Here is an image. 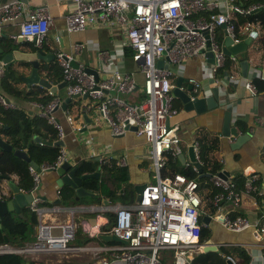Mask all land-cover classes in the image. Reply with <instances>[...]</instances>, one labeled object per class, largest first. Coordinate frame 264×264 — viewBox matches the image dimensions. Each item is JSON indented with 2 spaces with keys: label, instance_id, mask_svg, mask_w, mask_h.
<instances>
[{
  "label": "built area",
  "instance_id": "2783aa9c",
  "mask_svg": "<svg viewBox=\"0 0 264 264\" xmlns=\"http://www.w3.org/2000/svg\"><path fill=\"white\" fill-rule=\"evenodd\" d=\"M72 1L74 7L65 14V30H83L88 25L120 28L124 41L121 42L118 53L122 56L124 46L131 47L130 56L137 69H129L124 65L113 66L115 61L110 59V52L104 49L98 52V59L102 62L99 69L104 72V77H97L82 63L74 66L71 63L74 55L58 48L55 58L61 68L62 78L66 81L67 94L81 96L87 93L83 108L89 109L94 105L113 135L133 130L144 136L152 157L155 180L146 181L140 199L132 203L44 205L41 196L34 191L39 186L43 170L54 169L67 159V150L64 145H60L54 160L43 161L37 167L29 165L32 186L29 189L20 188L33 194L28 207L37 217L34 238L19 245L2 242L0 254L17 253L29 259L40 253L56 252L66 258L70 254L90 251L94 253L90 264H193V252L211 245L200 237L204 223L201 220L200 206L203 199L199 192V180L181 172L162 174L165 154L170 152L177 156L181 153L180 138L176 132L178 124L169 121L175 113L171 66L182 63L190 55L203 53L200 49L204 48L213 53L211 71L215 74L224 66L227 57L223 44L217 37L218 29L222 28L220 24L225 23L223 30L235 43L247 37L253 39L259 33L260 25L247 20L237 28L236 22L231 19V12L249 13L264 5V0ZM17 19L21 21L18 34L11 35L13 41L20 36L36 46H42L52 23V16L46 5H37L25 11L23 0H0V35L3 24ZM58 39L59 35L56 36V40ZM82 46V42L74 43L75 53L81 51ZM165 56L169 66H159L158 59L163 57L165 62ZM4 70L0 54V76ZM136 72L141 74V82L137 79ZM191 81L200 85V82ZM137 84L144 94L141 99L131 101L122 97L121 94L134 92ZM244 86L251 94L257 93V85L252 79H246ZM0 102L5 107H16V104L3 95H0ZM59 104L60 100L56 97L46 103H37L40 115L56 128L57 139H62L65 132L53 113ZM67 118L71 123L74 121L70 115ZM132 125L135 129H130ZM193 145L195 155L201 163L198 141L193 142ZM113 162L122 166L126 159L119 157ZM193 168L197 171L195 166ZM15 177L13 175L12 178L15 180ZM258 178V174H254L245 179L243 188L246 192L254 191L260 196L259 210L254 219L234 212L242 202V191L236 188L231 175L222 177L216 172L210 174L209 179L219 190L206 197L214 207V213L203 214L213 216L231 231L252 228L255 243L264 249V183L257 185L255 180ZM5 183L0 181V186ZM57 192L60 193V189ZM226 201L231 205L230 209L224 207ZM95 211L99 213L93 215L94 222L88 216H82L78 222L74 219L75 214ZM103 211L114 213V223L108 230L102 227L107 219L97 220ZM61 212L68 214V217L60 218ZM78 224L87 238L108 232L125 242L72 244L70 241L76 235ZM216 244L218 247L224 245ZM163 252H168L169 256L165 258ZM221 256L231 258L222 252Z\"/></svg>",
  "mask_w": 264,
  "mask_h": 264
},
{
  "label": "crops",
  "instance_id": "0c3cea01",
  "mask_svg": "<svg viewBox=\"0 0 264 264\" xmlns=\"http://www.w3.org/2000/svg\"><path fill=\"white\" fill-rule=\"evenodd\" d=\"M24 2L25 11L37 5H46L52 16V23L49 27L47 38L42 46L46 52L54 54L56 49H64L73 54L74 59L78 63H82L87 67L96 68L100 77L104 76V72L99 69L102 65V62L98 59L99 50L107 49L110 52V59L115 61L113 62V66L124 65L129 69H137L136 64L130 56L132 51L131 47L124 46V54L122 56L118 53L120 44L124 41L120 28L88 25L83 30L68 32L65 30V14L74 7L72 0H27ZM20 21L21 19H17L3 24L0 35V47L4 51H7L13 42L11 35L18 34ZM217 32L220 34L219 39L221 43L224 44L226 34L223 28H219ZM57 35H59L58 40H56ZM76 42L83 43L82 49L78 53H75L73 49V44ZM16 44L24 50H28L33 46V43L27 40H17ZM242 55H245L244 58L249 63L246 76H243L241 60L237 57H241ZM211 62L212 60L203 53H198L188 56L182 63L172 64L171 66L173 71L170 75V80L174 85L177 78L181 76L183 79V89H186L189 84H193V91H203L205 95H211V88L218 86L219 92L217 104L206 107L202 111H197L194 108L186 110L183 101L177 95H174L172 103L175 113H173L169 121L178 124L176 132L180 138L181 153L184 156L183 161H180L177 157V160H174V166L177 171H181L185 167H194L188 158L187 147L189 144L197 141L198 132L202 129L204 133H208L212 138H216L214 156L222 165L220 171L227 170L232 178L236 173L243 174L245 179L254 174H258L264 183V78L262 77L261 70L258 69L259 66L264 67V52L252 39L245 51L228 54L224 66L219 68L215 74H212ZM15 75L17 74L15 73ZM40 75L46 77L52 84L63 81L61 68L55 55L49 60H40ZM135 75L139 82H141V74L136 72ZM246 79H252L255 84L257 83L259 85L256 94H251L245 88L244 83ZM191 80L200 82V85H196ZM16 85L24 91L35 86H40L32 84L30 87H27L22 80L17 81ZM46 89L50 93V90L48 88ZM1 92L3 90L0 76ZM141 93L143 92L139 87L134 92L121 95L127 100L137 101L141 97ZM6 95L11 102L16 104L14 108L24 111L28 119H33L37 115L41 116L40 109L37 105L38 100L32 97L25 98L16 96L8 92ZM66 96H68L66 85L58 88L57 95H53V97L60 100V104ZM86 100L87 98H83L82 96L72 98L65 108H62L59 104L53 112L65 132L62 139L64 147L67 150V159L71 163L80 165L84 169L83 172H87L90 170L102 171L103 168L101 169V167L104 166L105 162L110 164L111 161L119 157H125L126 163L122 166L128 172V182L130 185L128 196L132 198V201L129 203H132L136 201L133 188L134 184L155 180L152 172V157L146 139L144 136L136 134L133 130H127L123 134L113 135L109 125L99 116L94 105L89 109L83 108ZM226 110L231 112V125L235 126L239 133L249 134L239 145L235 143L236 136L232 134L225 136L222 133ZM68 115L74 118L72 123L69 122ZM78 126H80V129H77ZM99 160L102 161L100 162ZM58 177L59 175L55 171V168L43 170L40 173V183L34 192L41 196L42 204L50 205L56 203V199L58 197L61 198V193H58L57 190L62 189V187H70L68 185L60 186L57 182ZM243 188L240 189L242 191V202L234 212L243 213L251 219H254L259 210L258 198L254 191L246 192ZM92 191L95 192V195L98 193L95 190ZM91 203L95 204L93 201ZM116 203L125 202L112 201L105 196L99 197L98 204L106 205ZM224 207L230 209L231 205L226 201L224 202ZM28 208V204L23 206L21 212L23 213ZM81 214L78 215V218H76L77 214L74 215V219L77 222L82 216H93L92 213L82 212ZM59 217L65 219L68 217V214L61 212ZM101 218L108 220L104 214H101ZM211 218L214 217L212 216ZM214 221L218 222L215 218ZM218 224L223 228V234L228 232L232 235L231 239L217 241L207 236L205 237L206 240L210 239L216 243H223L225 246H242L249 254L248 264H264V249L255 243L252 228L231 231L219 222ZM205 225L208 228V224ZM35 231L36 224L32 227L30 233L33 238ZM84 237L85 235L81 231L76 238L74 237V243L72 244H105V242L93 240L95 238H89L88 241H84ZM98 238L99 240L102 239L99 236ZM28 241L30 239H26L24 243ZM19 244L23 243L19 242L18 244L11 245ZM218 251L221 255L220 250ZM163 253L165 258L169 256L168 252ZM101 254L104 255L102 252ZM31 258L43 260L47 264H59L62 261L72 262L73 264H90L94 258V253L83 251L70 254L66 258L63 254L56 252L40 253ZM234 258L239 259L235 252L234 257L231 256V259L235 262ZM168 261L170 262L171 259Z\"/></svg>",
  "mask_w": 264,
  "mask_h": 264
},
{
  "label": "trees",
  "instance_id": "16d2710c",
  "mask_svg": "<svg viewBox=\"0 0 264 264\" xmlns=\"http://www.w3.org/2000/svg\"><path fill=\"white\" fill-rule=\"evenodd\" d=\"M231 19L236 22L238 26L244 24L245 21L250 20L260 25L259 33L253 38V42L258 45L264 52V5L252 10L246 14H240L236 11L231 12ZM19 76L15 75L12 67L6 68L3 75L1 76V86L3 92L0 94L8 98L6 93H13L16 96L32 97L39 102L46 103L53 98V95L48 93L47 89L42 86H35L27 91L19 88L16 82L19 81ZM257 85V83H256ZM259 85H257L258 88ZM144 96L141 93V99ZM0 136L10 142L14 148H21L26 150L28 155L41 164L43 161H52L56 158L59 152V146L53 144H47L38 142L34 139V135H39L42 140H55L57 138L56 128L49 123L43 116H35L33 119H28L25 112L22 110L15 109L13 107H5L0 102ZM197 141L199 144V158L201 160V167L203 173H217L221 169L220 161L214 156L216 148V138H212L208 133H204L201 129L197 135ZM165 165L162 169V174H174L175 172H181L191 177H199V191L203 190L201 196L203 198L207 195H212L219 190L209 179V176H199V172L193 167H185L181 171H177L174 166V160H177V156H173L170 152L166 154ZM79 170L83 172V168L78 166ZM103 168V169H102ZM100 176L98 178L90 177L84 180L86 188L97 191L98 193L93 197L98 198L101 196L108 197L112 201L118 200L123 196L122 202L129 203L132 198L125 192L127 191L124 187V183L128 182L129 176L127 169L124 166H117L111 161L110 164L104 163L101 167ZM91 171V170H90ZM94 171V170H92ZM0 173L7 174L9 177L16 175L15 181L20 188L29 189L32 186V178L29 172V164L24 159L13 154V151L0 150ZM233 180L237 189L244 187L245 177L243 174L236 173L233 175ZM4 182V179H0ZM262 182L259 177L255 180L257 185ZM61 199L64 204H73L76 200L74 199V190L71 187H62L60 189ZM259 199V194L255 193ZM209 204V203H208ZM214 207L208 206L206 213H212ZM108 215V216H107ZM108 221L103 224V229L108 230L114 223V213L108 211ZM203 215V213H202ZM2 224L0 226V243L4 242L2 233L5 232L9 238V243L18 244L19 242L24 243L26 239L32 240L33 237L30 235L32 227L37 223L36 214L29 208L23 211V216L18 213L7 212L2 218ZM207 226L203 224L201 226V239L206 237ZM84 241H88L89 238L84 237ZM220 252L228 254L234 257L238 255L239 259H235V264H248L249 254L246 249L242 246H219ZM214 251V250H213ZM212 251H206L208 254ZM220 264H226L225 259L219 256ZM47 264L43 260L35 258H24L22 255L17 253H1L0 264ZM59 264H73L72 262L62 261ZM193 264H216L209 262L206 256L195 257Z\"/></svg>",
  "mask_w": 264,
  "mask_h": 264
},
{
  "label": "water",
  "instance_id": "95a60500",
  "mask_svg": "<svg viewBox=\"0 0 264 264\" xmlns=\"http://www.w3.org/2000/svg\"><path fill=\"white\" fill-rule=\"evenodd\" d=\"M27 1V0H23ZM222 28L225 27V23L220 24ZM17 40H24L22 37H18ZM13 41L10 44V47L7 51H4L3 48L0 47V54L1 59L4 62L5 68L12 67L14 72L19 76L20 80H22L27 87H30L32 84L40 85L43 87H46L50 90V93L53 95H57L58 88H61L63 85L66 84V81L63 80L60 83L52 84L46 77L40 75V60H49L50 58H53L55 53H49L46 52L42 46H36L33 44L31 48L28 50L21 49L17 44L16 41ZM251 38L247 37L243 41H240L238 43L233 42L232 38L226 34L225 41L223 44V50L225 53L231 54V53H237L241 51H245L248 48V44L251 42ZM201 52L208 58L212 60L213 53L210 50H206L204 48L200 49ZM245 53V52H244ZM241 60V67H242V73L243 76L247 75V71L249 68L248 61L244 58L245 55H242L241 57L237 56ZM166 60L164 62L163 57L159 58L157 61V64L159 66H169V61L167 56L164 57ZM71 63L76 66L78 62L73 59ZM29 69V70H28ZM258 69L261 70L262 77L264 78V67L259 66ZM87 70L90 72H93L98 77V72L93 67H87ZM104 77V76H103ZM182 77L179 76L176 80L175 85L173 86V93L174 95H177L184 104V108L186 110L189 109H196L197 111H202L206 107H211L217 104L219 100V92H218V86H213L211 88L212 94L211 95H205L203 91H193V84H189L186 89H183L182 87ZM139 88V84L136 85L135 90ZM80 95H68L64 97V99L61 102V107L65 108L67 103L75 97H79ZM83 98L87 97V93H84L81 95ZM8 100V98H7ZM231 112L229 110H226L224 115V124L222 133L225 136H228L230 134L236 136L235 143L239 145L244 138L248 137V133H239L236 130V127L231 125ZM130 129H135V126H130ZM36 141L47 143V144H53V145H64L63 139H55V140H42V138L38 135L33 136ZM188 158L193 163V165L197 168V171L199 172V176L206 175L210 176V173H203L201 163L197 159L194 151V145L193 143L188 145ZM0 150L4 151H13V154L24 159L26 162H28L29 165H32L34 167H37V162L33 160L26 150L21 148H14L13 145L2 138L0 136ZM177 157L180 159V161H183V153L177 154ZM55 171L59 175L58 177V184L61 185H68L73 188L75 194L74 199L79 200L81 197L89 195L93 196L95 195V192L92 190H89L84 185V180L86 178L95 177L98 178L100 176L99 170L94 171H87V172H81L78 168V165L71 163L68 159H65L63 162H61L56 168ZM219 175L222 177H226L229 175V172L227 170H221L218 172ZM0 179L5 180V185H1V193H0V226L2 224V216L7 212H14L18 213L20 216H23V213L21 212V209L23 206L27 205L29 201L31 200L33 194L30 191H22L20 190V187L17 185L16 181L9 177L7 174H1L0 173ZM146 182H140L137 184H134L133 188L135 191V200L138 201L140 199V193L144 187ZM62 200L60 197L56 199V203H61ZM210 216L208 214H203L201 217V220L204 224H208L210 221ZM91 222L95 221L94 216L89 217ZM4 242H9V238L5 232L2 233ZM99 237L104 240H117L119 242H125L124 239L118 237L117 235L113 233H100ZM210 246L205 245L203 246L202 250L204 252L206 251H213V250H219V247L217 246L216 242L213 240L208 239ZM225 259L226 264H235V262L228 257L223 256ZM27 264H30L27 261ZM83 264H89V263H83Z\"/></svg>",
  "mask_w": 264,
  "mask_h": 264
},
{
  "label": "rangeland",
  "instance_id": "374dc122",
  "mask_svg": "<svg viewBox=\"0 0 264 264\" xmlns=\"http://www.w3.org/2000/svg\"><path fill=\"white\" fill-rule=\"evenodd\" d=\"M218 31H219V29H218ZM217 34H218V32H217ZM217 37H218V40L220 41V39H219L220 34H218ZM153 176H154V172H153ZM197 179L199 180V177H197ZM124 187L127 190L125 192L129 195V187H130L129 182H125L124 183ZM202 191L203 190H200L199 191L200 194L202 193ZM202 199H203V202H202V205L200 206V211L202 213H205V211L208 210V206H210L212 204H211V202L206 197L205 198L202 197ZM123 200H124V198H123V196H121L120 198H118L117 201H121L122 202ZM92 201L95 202V204H98L99 203L98 198H95V197H91L89 195H86V196L81 197L79 200H76L73 203V205H82V204L85 205V204L91 203ZM81 202H85V203H81ZM91 204H93V203H91ZM86 213L91 214V212H86ZM98 213H99V211H95V212H92V215H96ZM102 213L106 216L108 212L107 211H103ZM80 215H82V214H80ZM76 218H78V215L76 216ZM78 233L79 234L81 233V225L80 224L77 225L76 236L78 235ZM76 236H75V238H76ZM207 236H209V237H211V238H213L214 240H217V241H224V240L231 239V236L232 235L229 234L228 232H226L225 234H223V228L218 224V222L214 221V218H211L210 222L208 223L206 237ZM93 238H95L93 240H96L98 242L99 241L105 242V243H108V244L119 243V241L112 240V239H110V240H103V239L99 240L98 236H95ZM73 240H74V238L70 241V243H74ZM193 254H194V257H196V258L197 257H201V256H206L208 258V261L209 262H214L216 264H220V260H219L220 254H219V251L218 250H214V251H212V252H210L208 254H205L202 249H199L197 251H194Z\"/></svg>",
  "mask_w": 264,
  "mask_h": 264
},
{
  "label": "bare ground",
  "instance_id": "6f19581e",
  "mask_svg": "<svg viewBox=\"0 0 264 264\" xmlns=\"http://www.w3.org/2000/svg\"><path fill=\"white\" fill-rule=\"evenodd\" d=\"M97 220L99 221V220H103V218H101V216H99L98 218H97Z\"/></svg>",
  "mask_w": 264,
  "mask_h": 264
},
{
  "label": "clouds",
  "instance_id": "9594fccd",
  "mask_svg": "<svg viewBox=\"0 0 264 264\" xmlns=\"http://www.w3.org/2000/svg\"><path fill=\"white\" fill-rule=\"evenodd\" d=\"M6 69V68H5Z\"/></svg>",
  "mask_w": 264,
  "mask_h": 264
}]
</instances>
